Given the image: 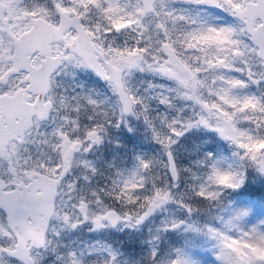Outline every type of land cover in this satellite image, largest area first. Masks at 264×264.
Instances as JSON below:
<instances>
[{"label":"snow or ice","instance_id":"6c2138e0","mask_svg":"<svg viewBox=\"0 0 264 264\" xmlns=\"http://www.w3.org/2000/svg\"><path fill=\"white\" fill-rule=\"evenodd\" d=\"M264 264V0H0V264Z\"/></svg>","mask_w":264,"mask_h":264},{"label":"rangeland","instance_id":"374dc122","mask_svg":"<svg viewBox=\"0 0 264 264\" xmlns=\"http://www.w3.org/2000/svg\"><path fill=\"white\" fill-rule=\"evenodd\" d=\"M205 259H206V261L208 262V264H212V257H211V255H205Z\"/></svg>","mask_w":264,"mask_h":264}]
</instances>
